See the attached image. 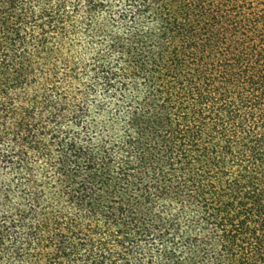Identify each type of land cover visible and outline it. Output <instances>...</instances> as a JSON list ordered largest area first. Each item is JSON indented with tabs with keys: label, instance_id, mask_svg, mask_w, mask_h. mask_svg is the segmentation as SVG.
<instances>
[{
	"label": "trees",
	"instance_id": "1",
	"mask_svg": "<svg viewBox=\"0 0 264 264\" xmlns=\"http://www.w3.org/2000/svg\"><path fill=\"white\" fill-rule=\"evenodd\" d=\"M0 264H264V0H0Z\"/></svg>",
	"mask_w": 264,
	"mask_h": 264
}]
</instances>
